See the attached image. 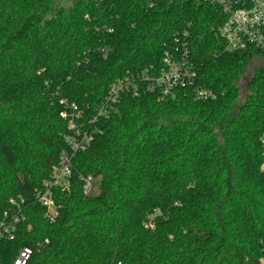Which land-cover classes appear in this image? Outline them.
Wrapping results in <instances>:
<instances>
[{
	"label": "trees",
	"instance_id": "obj_1",
	"mask_svg": "<svg viewBox=\"0 0 264 264\" xmlns=\"http://www.w3.org/2000/svg\"><path fill=\"white\" fill-rule=\"evenodd\" d=\"M224 21L204 0H0V218L28 204L0 264L23 247L29 264H263L264 64L249 66L264 50H226ZM181 45L215 97L124 95L46 221L33 201L65 148L60 100L94 116L117 79Z\"/></svg>",
	"mask_w": 264,
	"mask_h": 264
},
{
	"label": "built area",
	"instance_id": "obj_2",
	"mask_svg": "<svg viewBox=\"0 0 264 264\" xmlns=\"http://www.w3.org/2000/svg\"><path fill=\"white\" fill-rule=\"evenodd\" d=\"M221 9L225 21L220 34L226 43V50L241 52L249 49L264 50V0H204ZM153 68L143 73L127 74L117 79L109 88L106 97L99 103L94 116H86L77 104L66 99L60 100V117L66 122L63 133L65 148L59 161L51 169L49 180L34 194V201L44 210V219L56 223L60 205L57 196L69 194L72 190L74 161L79 153L86 152L97 135L102 133L99 121L116 110V105L124 95L137 96L143 91H157L162 98L175 97L176 92L191 89L197 100H209L215 97L212 90L196 87V68L190 59L185 45L169 48L165 51L162 63L157 70ZM83 192L91 196L95 189L92 176L81 178ZM28 204L24 197L12 198L9 207L0 218V240L15 241L22 224L28 217ZM49 240L38 244L42 248ZM34 249L23 247L13 264H29Z\"/></svg>",
	"mask_w": 264,
	"mask_h": 264
},
{
	"label": "water",
	"instance_id": "obj_3",
	"mask_svg": "<svg viewBox=\"0 0 264 264\" xmlns=\"http://www.w3.org/2000/svg\"><path fill=\"white\" fill-rule=\"evenodd\" d=\"M262 64H264V61H254V62H252L250 64V66H249V73H250V75L252 74L254 65H262Z\"/></svg>",
	"mask_w": 264,
	"mask_h": 264
},
{
	"label": "rangeland",
	"instance_id": "obj_4",
	"mask_svg": "<svg viewBox=\"0 0 264 264\" xmlns=\"http://www.w3.org/2000/svg\"><path fill=\"white\" fill-rule=\"evenodd\" d=\"M255 66V65H254ZM263 264H264V262H263Z\"/></svg>",
	"mask_w": 264,
	"mask_h": 264
}]
</instances>
